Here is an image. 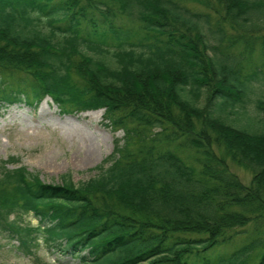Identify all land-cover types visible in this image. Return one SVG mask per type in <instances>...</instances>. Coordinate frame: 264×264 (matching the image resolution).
I'll use <instances>...</instances> for the list:
<instances>
[{"label": "trees", "instance_id": "16d2710c", "mask_svg": "<svg viewBox=\"0 0 264 264\" xmlns=\"http://www.w3.org/2000/svg\"><path fill=\"white\" fill-rule=\"evenodd\" d=\"M262 30L264 0H0V112L48 95L123 131L78 184L0 160V234L77 264H264Z\"/></svg>", "mask_w": 264, "mask_h": 264}, {"label": "rangeland", "instance_id": "374dc122", "mask_svg": "<svg viewBox=\"0 0 264 264\" xmlns=\"http://www.w3.org/2000/svg\"><path fill=\"white\" fill-rule=\"evenodd\" d=\"M228 31L229 35H243L238 30ZM252 37H256L251 42L254 51L242 59L243 73L256 67H262L264 71V55L259 51L264 30L248 36L250 41ZM244 46L245 38L236 40L231 50L236 52ZM102 115L103 109L61 114L49 97L36 106L20 102L4 107L0 114V160L13 158L6 164L9 168L24 166L46 183L59 184L64 177L76 184L84 182L98 174V165L105 163L104 167H107L110 164L103 161L111 154L114 141L123 136L122 130L106 125L108 121ZM230 166L243 182H249L252 176L249 170L232 162ZM23 220L33 225L37 223L30 215L24 216ZM18 245L16 239L0 234V264L78 263L51 253L42 241L32 254L24 253Z\"/></svg>", "mask_w": 264, "mask_h": 264}]
</instances>
